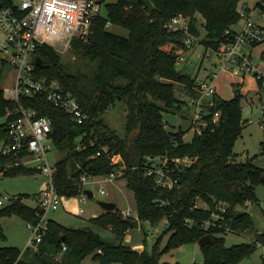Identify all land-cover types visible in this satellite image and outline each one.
<instances>
[{
    "label": "trees",
    "instance_id": "trees-1",
    "mask_svg": "<svg viewBox=\"0 0 264 264\" xmlns=\"http://www.w3.org/2000/svg\"><path fill=\"white\" fill-rule=\"evenodd\" d=\"M150 1L152 9L142 0H117L107 4V15L96 17L89 38L72 42L71 48L94 62L89 72L65 63L51 46L37 47L36 54L42 59V64L36 67L37 74L60 81L75 96L88 114L84 122L74 121L44 95L25 101L40 115L49 117L53 143L67 148V156L56 162L54 182L60 195L80 194L83 188L79 187L78 180L82 173L107 174L118 167L111 156L120 155L126 166L123 176L136 200L139 222L157 225L165 220L162 234L150 251L145 247L132 249L122 242L104 239L90 227H68L49 219L41 242L37 248L23 252L21 264H172L161 259L165 250L197 242L207 234L212 241L201 247L203 264H234L250 255L258 242L264 243V232L257 233L250 243L232 246L225 245L223 236L229 230L253 228L251 214L238 210L237 205L256 200L255 185L264 182V169L252 159L245 162L232 159L234 142L245 122L241 111L242 94L237 90L230 99L217 95L213 110L219 111L218 123L193 135L190 141L184 139L185 130L168 131L162 120V109L184 105V100L175 96V84L183 85L187 95H195L197 83L195 77L177 68L176 52L185 34L168 30L167 20L182 14L189 20L190 32L198 36L201 24L205 30L201 43L206 48L216 49L225 40V31L238 23L239 7L244 0ZM2 2L14 5L13 0ZM261 7L264 9V5ZM110 25L121 26L128 34L115 33L109 29ZM116 100L123 101L127 108L124 137L101 118ZM12 106V101L4 98L0 88V116H5ZM262 120L264 122V106ZM7 137L6 121L0 125V146ZM84 137L86 147L76 149V143ZM163 153L195 158L192 166L177 172L179 184L171 190L155 187L152 177L144 175L139 167L132 168L140 165L146 155ZM10 160L0 154L4 175L36 172L19 166L9 167ZM90 166H93L92 171L88 170ZM198 200L205 206H199ZM116 209L90 218V226L109 229L122 237L130 226L118 217L120 212ZM36 210L18 195L0 209V219L15 214L34 221ZM213 213L219 214L218 219L212 218ZM167 232L170 233L167 245L161 250L159 241ZM0 235H3L1 226ZM21 250L15 246L0 247V264H12Z\"/></svg>",
    "mask_w": 264,
    "mask_h": 264
},
{
    "label": "built area",
    "instance_id": "built-area-1",
    "mask_svg": "<svg viewBox=\"0 0 264 264\" xmlns=\"http://www.w3.org/2000/svg\"><path fill=\"white\" fill-rule=\"evenodd\" d=\"M13 3L14 5H4L2 2L0 6V62L10 63L15 72L12 83L2 88L4 98L12 101L13 106L7 109L5 115L8 137L0 146V154L11 159L9 167L34 169L49 180L36 200V219L28 220L27 223L31 231L30 238L12 263L21 264L19 260L23 252L37 248L41 242L48 227V212L57 209L61 204V197H64L58 193L54 182L56 163H51L48 157L53 143L51 121L49 117L40 115L25 100L44 95L49 103L64 109L77 123L88 118L80 102L60 81L37 74L36 50L40 45H48L63 54L71 48L74 40H87L92 33L94 21L100 14L102 0H18ZM238 24V28L233 26L225 31V40L216 49L207 47L204 53L208 56L211 55L210 52L216 55L219 61L213 67H219L220 72H228L239 79L251 74L258 82H262L264 90V74L259 71L249 52L254 44L264 41V26L255 21L252 9L246 3L239 7V21L236 25ZM165 27L185 34L183 43L176 52V63L187 61L194 44L201 42L198 35L190 32L188 18L182 14L175 15L167 20ZM220 72L211 71L205 78L197 81L194 87L196 94L187 95V99H184V104L191 111L189 131L193 135L201 134L208 126L219 121V111L213 110V107L216 105V80ZM244 109L242 105L241 111ZM85 141V137L80 139L75 148L84 149ZM111 160L118 167L96 181H113L125 174L126 166L124 163L119 164L122 160L120 155H112ZM194 161L195 158L189 155L163 153L146 155L140 165L132 168L139 167L144 175L152 177L155 187L171 190L179 184L177 172L186 170ZM3 169L5 166L0 171ZM78 183L84 194L79 197V201L84 203V186L91 183L89 175L82 173ZM100 192L104 193V188L101 187ZM83 212L82 207L75 211L77 214ZM120 214L123 218L138 219L137 210L132 216L130 208L120 211ZM218 217V213H213V219ZM257 247L264 254V243L258 242Z\"/></svg>",
    "mask_w": 264,
    "mask_h": 264
},
{
    "label": "rangeland",
    "instance_id": "rangeland-1",
    "mask_svg": "<svg viewBox=\"0 0 264 264\" xmlns=\"http://www.w3.org/2000/svg\"><path fill=\"white\" fill-rule=\"evenodd\" d=\"M15 3L18 0H13ZM117 0H102L101 16L107 15V4ZM259 1V5L257 2ZM248 7L252 9V15L259 24L264 26V0H244ZM203 22L202 19L199 20ZM199 25L200 36H204L205 30ZM109 29L115 33L126 36L127 29L121 26L110 25ZM252 56L257 64L259 71L264 74V41L252 46ZM206 47L200 42L195 43L188 54V61L177 65V68L183 72L197 78L205 77L211 71L220 72L219 67H213L218 64V58L212 52L210 56L205 55ZM65 63L78 66L84 72L94 67V62L79 55L75 49L70 48L67 52L61 54ZM15 72L10 63L2 64L0 62V88L10 85L13 81ZM238 81L240 82L238 84ZM262 82H258L251 74H246L243 78L231 76L228 72L222 71L218 74L216 80L217 91L223 99H230L237 90L242 94V105L245 109L242 111V120L244 122L241 134L235 140L233 145L232 159L236 162H245L248 159L264 169V122L262 120V107L264 106V90ZM249 94L250 96H247ZM175 96L179 99H187L186 91L183 85L175 84ZM251 100L254 102L251 103ZM163 106V103L157 101ZM126 113L127 108L123 101L116 100L105 112L101 114L104 123L112 128L119 136L126 135ZM190 109L184 104L181 108L162 109V120L165 129L168 131H178L180 128L186 131L184 139L190 141L193 137L189 131ZM6 122L5 116H0V125ZM136 134L134 133V136ZM67 156V148L57 147L51 143V150L48 157L51 163H56ZM91 183L84 186L92 192V196L86 194V202H80L79 197L84 196L83 192L72 197H61L60 206L48 212L47 216L68 227H90L98 232L101 237L114 243L122 242L132 249L146 248L151 250L158 237L162 234L165 227V220L157 225H151L148 221L139 222V228L129 227L122 237H118L109 229H99L90 226L89 219L104 212L100 201H110L117 205L116 211L120 212L127 208L132 211V216L136 214V200L134 193L127 187V179L122 176L113 181L107 179L102 182L96 180L103 179L104 175L88 174ZM48 177L41 172L19 173L16 175H4L0 171V209L8 206L12 199L18 195L22 196V201L31 207L36 206L37 198L41 190L47 185ZM79 185V184H78ZM79 187H81L79 185ZM105 192L101 193L100 188ZM256 200L246 204L237 205L240 211H247L251 214L253 228L247 231H226L223 234L226 246H232L240 243H250L255 240L257 233L264 232V182L255 185ZM199 206L205 204L198 200ZM82 207L84 212L77 214L75 211ZM28 220L19 215H4L0 219V226L3 235H0V247L15 246L24 249L31 231L27 227ZM170 233L163 234L160 243V249L167 245ZM162 260L172 264H203L204 256L201 246L197 242H187L182 245L165 250L161 257ZM264 254L260 247L254 248L250 255L243 257L234 264H263Z\"/></svg>",
    "mask_w": 264,
    "mask_h": 264
},
{
    "label": "water",
    "instance_id": "water-1",
    "mask_svg": "<svg viewBox=\"0 0 264 264\" xmlns=\"http://www.w3.org/2000/svg\"><path fill=\"white\" fill-rule=\"evenodd\" d=\"M144 1L145 5L149 8V9H152L153 8V4L151 3L150 0H142ZM2 5V2L0 1V6ZM36 64L38 66H40L42 64V59L38 56L36 58ZM124 162L123 160H121L119 162L120 165H122ZM88 170L92 171L93 170V166H90L88 168ZM84 192L90 197L92 196V192L88 189H85ZM101 207L104 209V211H115L117 205L116 203L114 202H110V201H100L99 202ZM118 217L120 219H123L126 223L129 224L130 227H133V228H139V220L137 218L135 219H132V218H123L121 216V214L119 213L118 214ZM212 241L211 239V236L210 235H204L202 236L198 241H197V244L201 247L205 246L207 243H210Z\"/></svg>",
    "mask_w": 264,
    "mask_h": 264
},
{
    "label": "crops",
    "instance_id": "crops-1",
    "mask_svg": "<svg viewBox=\"0 0 264 264\" xmlns=\"http://www.w3.org/2000/svg\"><path fill=\"white\" fill-rule=\"evenodd\" d=\"M240 24H238V25H236V26H234L235 28H238V26H239ZM252 50H253V48L251 47L250 49H249V52H250V54L252 55ZM253 57V56H252ZM187 61H188V56H187ZM187 61H184V62H187ZM257 65V64H256ZM208 75V74H207ZM206 75V76H207ZM205 76V77H206ZM205 77H201V78H197V76H195V78H196V82L197 81H199V80H201V79H203V78H205ZM218 90V89H217ZM218 95L220 96V94H219V92H218ZM247 96H250L249 94H247ZM252 102H254L253 100H251V103ZM35 207V206H34ZM74 212H75V209L73 210ZM101 214V213H100ZM99 215V214H98ZM49 218V217H48ZM49 219H51V218H49Z\"/></svg>",
    "mask_w": 264,
    "mask_h": 264
}]
</instances>
